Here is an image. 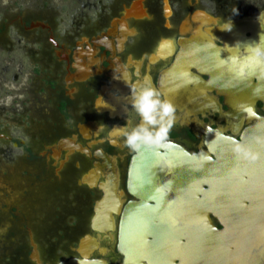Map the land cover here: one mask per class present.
I'll use <instances>...</instances> for the list:
<instances>
[{"label": "flooded vegetation", "instance_id": "flooded-vegetation-1", "mask_svg": "<svg viewBox=\"0 0 264 264\" xmlns=\"http://www.w3.org/2000/svg\"><path fill=\"white\" fill-rule=\"evenodd\" d=\"M79 14L76 21L68 12L59 20H21L37 37L32 57L45 67L42 91H50L55 109L44 113L36 142L33 134L14 135V151L29 155L27 164L44 183L18 194L24 200L14 204L19 231L1 264L81 257L82 239L98 238L92 221L104 184L122 191L123 210L147 196L153 180L172 199L189 194L190 185L178 187L193 175L178 171L180 152L183 164L185 157L215 159L223 137L245 143L264 130L257 124L264 99L242 85L264 79V62L249 60L248 45L262 34L264 47V0H95ZM33 21L46 27L26 29ZM143 87L157 90L175 112L165 142L133 150L124 131L140 123L130 97ZM115 219L113 238L101 234L107 252L95 248L90 258L124 261L117 246L121 215Z\"/></svg>", "mask_w": 264, "mask_h": 264}, {"label": "water", "instance_id": "water-1", "mask_svg": "<svg viewBox=\"0 0 264 264\" xmlns=\"http://www.w3.org/2000/svg\"><path fill=\"white\" fill-rule=\"evenodd\" d=\"M36 27H46V23L33 21L26 29ZM259 80L256 85L244 80L242 85L245 91L253 86V95L264 99V79ZM257 124L264 125V117H258ZM255 135L264 136V130ZM253 136L245 143L259 153L255 161L237 160L233 152L237 140L232 137H223L217 144L215 159L205 155L197 162L185 157L183 164L186 155L180 152L178 171L193 175L182 182L179 179L178 187L190 185L189 194L179 191L172 199L153 180L145 200L142 194L141 201L123 210L122 191H111L104 184L105 193L96 202L92 221L98 238L88 234L77 249L81 257L59 264H109L90 256L95 248L107 252L100 246L101 234L113 238L115 214L121 215L117 246L124 255L118 264H264V145L252 140ZM0 139L12 137L0 133Z\"/></svg>", "mask_w": 264, "mask_h": 264}, {"label": "rangeland", "instance_id": "rangeland-1", "mask_svg": "<svg viewBox=\"0 0 264 264\" xmlns=\"http://www.w3.org/2000/svg\"><path fill=\"white\" fill-rule=\"evenodd\" d=\"M94 1L0 0V133L12 137L11 140L0 139V256L9 252L6 247L14 246V231L15 234L19 231L14 226V204L17 198L18 202L24 203V200L18 194L44 183L37 179V170L27 164L29 155L14 151V135L33 134L31 138L36 142L34 137L38 135L39 123L46 124L44 116L54 113L55 109L50 91H42L47 76L45 67L32 57L39 50L35 42L37 37L35 32L23 29L21 20H59L68 12L76 21L87 2ZM26 170L28 174H24Z\"/></svg>", "mask_w": 264, "mask_h": 264}, {"label": "clouds", "instance_id": "clouds-1", "mask_svg": "<svg viewBox=\"0 0 264 264\" xmlns=\"http://www.w3.org/2000/svg\"><path fill=\"white\" fill-rule=\"evenodd\" d=\"M259 42L248 44L251 55L250 61L264 62V47ZM243 68L239 74H243ZM130 106L140 118V123L131 130L124 131L126 144L133 150L141 145H161L167 140L173 124L174 106L166 99H162L159 92L152 87H143L131 94ZM127 129V123L124 125ZM257 144L264 145V136L254 135ZM233 152L237 160L255 161L259 153L254 152L250 144L233 141Z\"/></svg>", "mask_w": 264, "mask_h": 264}, {"label": "trees", "instance_id": "trees-1", "mask_svg": "<svg viewBox=\"0 0 264 264\" xmlns=\"http://www.w3.org/2000/svg\"><path fill=\"white\" fill-rule=\"evenodd\" d=\"M1 31H2V28H0V32H1ZM36 70H37V71H39V68H38V67H36ZM28 149H29V148H28Z\"/></svg>", "mask_w": 264, "mask_h": 264}, {"label": "bare ground", "instance_id": "bare-ground-1", "mask_svg": "<svg viewBox=\"0 0 264 264\" xmlns=\"http://www.w3.org/2000/svg\"><path fill=\"white\" fill-rule=\"evenodd\" d=\"M63 143V142H62ZM58 152V151H57Z\"/></svg>", "mask_w": 264, "mask_h": 264}]
</instances>
